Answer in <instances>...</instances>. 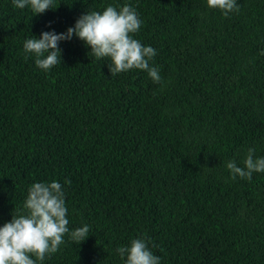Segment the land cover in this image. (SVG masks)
I'll return each instance as SVG.
<instances>
[{
	"label": "trees",
	"instance_id": "1",
	"mask_svg": "<svg viewBox=\"0 0 264 264\" xmlns=\"http://www.w3.org/2000/svg\"><path fill=\"white\" fill-rule=\"evenodd\" d=\"M237 3L225 17L206 0H53L32 16L0 0V227L32 184L55 180L69 230L90 231L42 264H124L116 249L141 237L160 264H264V172L232 180L226 168L249 148L264 157V0ZM126 4L159 83L112 76L75 36L47 72L23 50Z\"/></svg>",
	"mask_w": 264,
	"mask_h": 264
},
{
	"label": "clouds",
	"instance_id": "2",
	"mask_svg": "<svg viewBox=\"0 0 264 264\" xmlns=\"http://www.w3.org/2000/svg\"><path fill=\"white\" fill-rule=\"evenodd\" d=\"M12 3L17 9L29 8L32 16L54 10L53 0H12ZM206 6L221 11L225 17L239 11L237 0H206ZM142 23L133 7L126 4L117 9L109 5L102 12L81 15L64 33L48 31L42 32L39 38L32 36L25 40L23 50L35 57L37 68L47 72L61 63L59 43L75 36L91 49L94 58L110 61L108 70L112 76L137 69L146 71L154 83H159V68L149 63L156 50L133 38ZM260 54L264 55V51ZM254 154V148L247 150L243 167L235 160L228 161L229 178L251 181L253 173L264 172V157L257 158ZM23 209V214L11 215V220L0 227V264H37V261L42 264L46 256L59 250L66 234L77 244L89 236L88 225L69 230L65 193L61 183L55 180L32 184ZM116 252L124 264H160L150 240L143 237L132 239L128 246L118 247Z\"/></svg>",
	"mask_w": 264,
	"mask_h": 264
}]
</instances>
